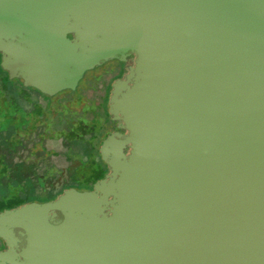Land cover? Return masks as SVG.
<instances>
[{
    "label": "water",
    "instance_id": "water-1",
    "mask_svg": "<svg viewBox=\"0 0 264 264\" xmlns=\"http://www.w3.org/2000/svg\"><path fill=\"white\" fill-rule=\"evenodd\" d=\"M0 53L50 96L136 56L111 173L0 213V264H264V0H0Z\"/></svg>",
    "mask_w": 264,
    "mask_h": 264
},
{
    "label": "flooded vegetation",
    "instance_id": "flooded-vegetation-1",
    "mask_svg": "<svg viewBox=\"0 0 264 264\" xmlns=\"http://www.w3.org/2000/svg\"><path fill=\"white\" fill-rule=\"evenodd\" d=\"M135 59L136 56L131 54L126 61L111 59L91 70H88L90 72H95L97 70L93 75L95 81L100 80L104 73H107L109 79L103 84L98 83L95 85V89L98 90V93L100 91L99 95L92 97L87 94L84 96L83 94L85 93H83L80 97H75L83 101L80 109H70L67 101L72 97L64 100L66 103L64 104V106H66L64 109L67 108L69 111H66L71 114V117H69L71 118V126H65V129L69 135H73L74 137L67 141L68 146L66 145V152L55 154L61 158L60 163L53 162L51 159H46L47 139L44 133L41 132V129L37 128L36 125H34L35 130L31 131L30 134L34 133L37 137L27 139L22 138L20 141L18 139L14 140V144L11 145V150L13 152L5 160H2V165L6 166V170L3 174L13 178L15 172H26L28 180L17 182L24 185L21 187L12 186L9 188L10 191L8 190L7 193H5L6 195L0 197V211L5 209L7 211L15 209L16 207L51 201L57 199L60 195L64 194V192L71 189H77L79 191L94 190L96 182L106 178L111 173L110 166L107 163L104 141L111 135L117 136L127 132L126 129L120 127L117 120L113 119L110 102L111 93L114 83L118 79H126L127 74L130 72V66L135 65ZM109 63H112L113 65L109 66L106 70L105 68L108 67L107 65ZM32 92H36L40 95L43 94L32 87L25 90L23 89L18 92L16 98L18 108L23 110L27 109L25 98L30 97L29 93ZM31 104L35 105L36 102ZM50 105L51 103L46 105L48 110H50ZM96 112L100 115L91 118L89 117V114H95ZM28 123L31 124V121ZM97 125L99 127H97ZM36 128L38 130L37 132ZM86 138H88L89 141V150L83 158L74 162L75 158L79 157V155L73 150L74 147H72V145L76 142L79 143L84 141ZM20 142L23 143V154L15 149ZM39 169H42L44 172H41V174L34 173L39 171ZM57 175L63 180V186L67 185L64 189H62V185V187L54 186L52 180H54ZM60 187L61 190L58 191ZM51 193H54V195L52 197H45L46 199L44 200L33 199L38 195L45 196ZM107 212L111 214L110 211L107 210ZM53 214H55L54 222L62 223L65 220V215L62 211L57 210L56 212H51V215ZM20 230L22 229H16V236L21 237L19 233ZM24 245L25 241L21 242L18 251H21V248ZM7 249H9V247L6 246L5 241L0 238V251Z\"/></svg>",
    "mask_w": 264,
    "mask_h": 264
},
{
    "label": "rangeland",
    "instance_id": "rangeland-1",
    "mask_svg": "<svg viewBox=\"0 0 264 264\" xmlns=\"http://www.w3.org/2000/svg\"><path fill=\"white\" fill-rule=\"evenodd\" d=\"M111 65L113 64L109 63L107 65L108 67L105 69L107 70ZM96 72L97 70L95 72L87 71L85 77H83L79 82V87H77V89L75 90H63L53 96L47 94L40 95L36 92L29 93L30 97L25 98L27 109L24 110L18 108L17 106L16 98L18 94L11 96L0 91V197L2 195H6L5 193H7L9 188H11L12 186L21 187L24 185L17 182L28 180L26 172H15L13 178L4 175L3 172L6 170V166L2 165V160H5L13 152L11 150V145L14 144V140L18 139L20 141V139L22 138L27 139L37 137V135H35L34 133L30 134L31 131L35 130L34 125H36L37 128L41 129V132L44 133L47 139L46 159H51L53 162L60 163L61 158L59 156H56L55 154L66 152V145L68 146L67 141L70 138L74 137L73 135H69L65 129L69 125L71 126V118H69L71 117V114L67 112L69 111L67 108L64 109L66 107L64 106V104H66L64 100L72 97L69 99V101H67V104L70 106V109L78 110L81 108V104L83 101L75 97H80L83 93H85L83 94L84 96H86V94L92 97L99 95L100 91L98 93V90L95 89V85L98 83L103 84L109 79V77L107 73H104L100 80L95 81L93 75ZM33 102H36V104H31ZM50 103V110H48L46 108V105ZM99 115L100 114L96 112L95 114H89V117L91 118ZM30 121L31 124L28 123ZM97 127L99 126L97 125ZM37 128L36 132L38 131ZM22 144L23 143L20 142V144H18L15 149L19 150L18 152L23 154L24 152ZM72 147H74L73 150L76 151L79 155V157L75 158L74 161L77 162L79 159L83 158V156H85L87 151L89 150L88 138L79 143H74ZM41 172L44 171L42 169H39V171L34 173L41 174ZM52 182L55 187L61 185L63 186L64 184L63 180L58 177V175L54 180H52ZM61 187L58 191L61 190ZM65 187H67V185H64L62 189H64ZM53 195L54 193L45 196L38 195L33 199L44 200L46 199L45 197H52ZM3 212H6V209L0 211V213Z\"/></svg>",
    "mask_w": 264,
    "mask_h": 264
},
{
    "label": "trees",
    "instance_id": "trees-1",
    "mask_svg": "<svg viewBox=\"0 0 264 264\" xmlns=\"http://www.w3.org/2000/svg\"><path fill=\"white\" fill-rule=\"evenodd\" d=\"M1 53H0V91L5 94L15 95L18 92L22 91L23 89L31 88L26 87L23 84V81L16 78L10 79L9 73L6 71L1 65Z\"/></svg>",
    "mask_w": 264,
    "mask_h": 264
}]
</instances>
